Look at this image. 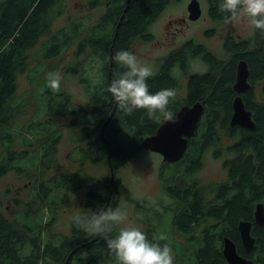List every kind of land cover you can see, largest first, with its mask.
<instances>
[{"label":"trees","instance_id":"16d2710c","mask_svg":"<svg viewBox=\"0 0 264 264\" xmlns=\"http://www.w3.org/2000/svg\"><path fill=\"white\" fill-rule=\"evenodd\" d=\"M62 1L0 0V178L8 171L21 173L38 168L43 172L56 164L60 133L39 121L38 118L45 115L70 117V139L79 152L74 159L78 170H56L34 184L29 199L22 203L14 200L17 206L20 203L22 210L13 220L0 211V264H119L103 235L78 230L73 218L67 223L66 233L53 229V222L58 220L59 208L68 202L70 194L85 186L87 211L79 212L78 216H91L107 203L106 209H117L118 198L114 199L112 189L120 182L119 170L146 151L142 147L144 138L154 134L165 121L163 117L150 119L144 110H135L129 115L119 108L107 88L126 70L112 59L115 53L129 51L136 38L150 42L153 38L151 23L172 0H129V3L127 0H89V8L104 6V12L88 33L84 31L83 18L53 33L51 23L64 11ZM221 2L208 0L209 11L224 20V14L219 11ZM41 37H46L40 50L43 59L61 56L74 42L77 45L75 56L86 54L85 61L74 60L68 71L73 76L78 75L88 97L86 104L77 102L61 85L60 91L54 93L46 81L33 95L37 109L26 133L19 135L24 149H17L15 133L7 127L26 104L12 101L16 75L25 71L26 53ZM223 50V59L217 60L203 45L187 42L182 48L171 51L147 80L151 93L164 88L176 90V99L169 105L175 118L182 106L195 103L203 106L195 133L188 139L182 157L176 162L163 161L160 168L163 190L173 201L184 205L183 210L173 216L174 226L181 236H187L199 223L210 221L199 231L197 241L188 240L192 247L188 253L190 264H227L222 254L224 237L230 238L242 255H249L239 244L237 224L240 220L253 222L256 204L264 205V38L257 30L253 31L251 40L226 38ZM91 57L94 65H90ZM197 58L206 70L188 75L186 92L181 95L179 75H187L191 62ZM241 60L247 64L251 87L237 93L233 84ZM88 71L93 78L96 76L95 84L93 78L88 77ZM237 95L251 111L253 130L230 125L232 101ZM27 133H32V137ZM220 133L232 142L225 147L228 154L223 159L226 178L207 186L210 197L199 189L195 180L188 179L183 186L168 184L169 174L171 177L189 176L198 169L208 149L218 147L217 155ZM88 162L104 163L108 174L89 176L84 170ZM111 172L114 174L112 186ZM143 206L138 205L137 211L153 212V203ZM153 233L147 229L144 234L150 242L156 243ZM117 235L114 226L110 236ZM251 235L256 239L255 251L264 256V226L253 223Z\"/></svg>","mask_w":264,"mask_h":264},{"label":"rangeland","instance_id":"374dc122","mask_svg":"<svg viewBox=\"0 0 264 264\" xmlns=\"http://www.w3.org/2000/svg\"><path fill=\"white\" fill-rule=\"evenodd\" d=\"M88 1L63 0L64 11L60 16L53 19L50 31L55 33L60 28L68 26L70 22L79 21L80 18H83L86 26L84 31L88 33L90 28H93L97 24L99 17L104 12V6L89 8L87 5ZM190 1L172 0L156 22L151 24L150 30L155 34V42H146L136 38L131 44L129 52L133 53L132 50H134L135 54H133L137 56L138 60L142 64L150 66L153 72L156 71L162 57L171 48L181 44L189 37L204 40L205 42L207 40L206 44L208 43L211 49L221 53V41L219 37H222L226 31L234 27L238 34L240 33L242 36H246V38L250 34V25L246 21L230 24L222 23L218 26L220 35L208 40L209 38L204 37L203 31L207 27V22L210 21L206 14V5L203 6V4L201 5L202 16L200 18L195 21L187 20L181 27L180 23L176 24L173 22V26L169 28L167 26L168 20H175L182 16ZM200 2L203 1L200 0ZM167 30L173 31V35L167 34ZM45 38L41 37L37 44L27 51L25 71L16 75V92L12 101H25L26 104L21 109V113L7 127L15 133V148L17 149H24L19 135L26 133L25 129L36 112L37 107L34 105L33 95L36 93L38 87L46 83L48 73L58 72L60 74L62 89L70 92L75 101L84 104L87 101L88 92L79 82L78 75L73 76L68 71L69 64L74 60L85 61L86 54L80 57L75 56L77 45L74 42L61 56L51 60L43 59L40 50ZM242 38L245 39V37ZM91 60L92 57L89 60L90 65H94ZM203 65L201 61L196 59L191 62L190 70L200 72L199 70L203 69ZM90 71H88V77L93 78ZM95 77L93 78V84H95ZM181 83L184 85L182 78ZM37 93H39V90ZM180 93L183 95V88L180 90ZM38 119L42 124L50 126L51 131L60 133L58 143L56 144V164L51 165L50 168L43 170V172L39 171L40 169L38 168L21 173L12 170L0 178V211L12 220L22 210V208H19L20 203L29 199L33 186L37 181L48 178L56 170L76 171L79 168L78 163L74 160L79 156V152L76 144L70 139V133H72V128L69 127L70 117H57L54 114H50ZM27 134L29 137H32V133ZM218 142L220 149L217 155H215V150L218 147L208 149L203 154L202 164L198 169L189 176L178 174L175 177H171L169 174V178L167 179L168 184L183 186L188 179L195 180L199 183V189L205 192L207 197H210L211 195L208 194L207 186L223 181L226 178V171L222 164L223 159L228 157L225 147L232 141L226 139L220 133ZM162 163V157L159 154L142 151L119 170L117 176L120 177V182L115 189L113 187L112 194L114 199L118 198L116 199L118 201V208L127 212L128 219L116 225L117 232L119 233L122 228L129 226L137 227L143 233L147 229L153 230V237L160 235L166 237L164 240H159L158 243L161 246L168 244L173 249L175 264H190L188 253L192 247L190 248L188 240L191 238L193 241H197L199 239V231L210 221L206 220L199 223L187 236H181L174 226L173 216H176L178 212L183 210L184 205L173 201L163 190V180L160 177ZM165 169L168 172L171 171L167 166ZM84 170L89 176L93 177H101L108 174V167L104 163L92 164L88 162L84 165ZM86 188L85 186L70 194L68 202L59 208V218L53 222V229L66 233L68 221L78 216L79 212L87 211L84 205ZM15 199L20 201L19 206L16 205ZM151 203L154 205L153 212L149 210L143 212L137 211L138 205L143 204L146 207Z\"/></svg>","mask_w":264,"mask_h":264},{"label":"clouds","instance_id":"9594fccd","mask_svg":"<svg viewBox=\"0 0 264 264\" xmlns=\"http://www.w3.org/2000/svg\"><path fill=\"white\" fill-rule=\"evenodd\" d=\"M219 11L224 14L225 24L246 21L264 38V0H222ZM112 59L126 69L107 88L121 110L129 115L135 110H144L150 119L163 117L164 120L175 121V114L169 108L177 96L174 88L151 93L147 80L154 75L152 68L142 64L129 51H117ZM60 83L58 72L47 74V87L54 93L60 91ZM73 219L78 230L103 235L109 251L119 264H175L173 249L168 244L161 246L158 242H150L137 227H125L119 235L110 236L114 226L128 219L127 212L120 208L101 209L91 216H76ZM153 239L159 241L166 237L160 235Z\"/></svg>","mask_w":264,"mask_h":264},{"label":"water","instance_id":"95a60500","mask_svg":"<svg viewBox=\"0 0 264 264\" xmlns=\"http://www.w3.org/2000/svg\"><path fill=\"white\" fill-rule=\"evenodd\" d=\"M127 3H129V0H127ZM187 11L188 18L196 20L201 14L198 0H191L187 6ZM122 17L123 14L121 15ZM247 77V64L241 60L236 68V78L233 84L235 92L242 93L251 87ZM232 110L230 117L231 126H239L248 130L254 129L251 111L245 108L239 95L235 96L232 101ZM202 112L203 106L200 103H195L192 106H182L176 114L175 121L165 120L158 126L154 134L144 138L142 142L143 149L159 154L162 157V161H178L186 150L188 139L195 133ZM113 178L114 174L111 172V186L113 185ZM107 204L103 209H106ZM254 221L258 226H264V205L262 203H258L255 206ZM251 227L252 223L250 221L240 220L237 224L241 243L247 251L252 250L255 244V238L251 235ZM222 254L227 264H251L250 260L237 254L234 242L228 237H224L222 240Z\"/></svg>","mask_w":264,"mask_h":264},{"label":"flooded vegetation","instance_id":"af4514ba","mask_svg":"<svg viewBox=\"0 0 264 264\" xmlns=\"http://www.w3.org/2000/svg\"><path fill=\"white\" fill-rule=\"evenodd\" d=\"M199 1V4H200V7H201V5L203 4V6H205L206 5V8H207V10H206V14H207V17L209 18V21L210 22H207V27L204 29V31H203V35H204V37L205 38H209L208 40H210V39H213V38H215V36H217V35H220V32H219V25H221L222 23H224V20H221V19H219V18H216V17H214V16H212L211 15V13H210V11H209V3H208V0H202L203 2H200V0H198ZM185 13H183V15L182 16H180V17H178V19H175V20H168V23H167V26H169V28L171 27V26H173V22H175L176 24L177 23H180V27L182 26V25H184L185 23H186V21L187 20H191V19H189L188 18V11H187V9H186V11H184ZM163 13V11L161 12V14ZM161 14L152 22L153 24L156 22V20L161 16ZM202 16V7H201V14H200V16L198 17V18H200ZM197 18V19H198ZM196 19V20H197ZM191 21H195V20H191ZM151 23V24H152ZM151 26V25H150ZM233 27V26H232ZM250 29H251V32H250V34H248V36H247V38H246V36H242L240 33L238 34L236 31H235V28L233 27V28H231V30H229V31H226V33L224 34V35H222V37L220 36L219 38H220V41H221V53H219V52H215L213 49H211V47H209V45H208V43L206 44V42H207V40H206V42L204 41V40H198V39H195V38H193V37H189V38H187V39H185L181 44H178V45H175V47L174 48H171L167 53H166V55H164L163 57H162V59H161V61H160V63L158 64V67L162 64V62L164 61V59H166V57L171 53V51H174V50H178V49H180V48H182L183 47V45L184 44H186L187 42H190V41H192L193 43H195V44H200V45H203V47L205 48V50H206V52H208L210 55H213V57L215 58V59H217V60H222L223 59V55H224V50H223V43H224V41H225V39L226 38H230V39H232V40H235V41H237V40H244V38H242V37H245V39L246 40H251V36L253 35V31H254V29L250 26ZM175 30H177V29H175ZM174 30V31H175ZM150 32H151V34H152V36H153V38H152V40H150V42H155L156 40V38H155V34H154V32H152L151 30H150ZM173 31H169V30H167V34H169V35H173V33H172ZM138 39H141V38H138ZM132 52L135 54V51L134 50H132ZM197 60H199V61H201L199 58H197ZM216 60V61H217ZM201 63L203 64V62L201 61ZM157 67V68H158ZM156 68V69H157ZM206 70V66L205 65H203V69L202 70H199L200 72H204ZM194 71H191L190 70V68H189V70H187V75H179V76H181V78L183 79V81H184V85H182V83H181V89L183 88L184 89V93L183 94H185V92H186V81H187V77H188V75H190V74H192ZM195 72H198V71H195ZM256 91L258 90V89H255ZM223 165V164H222ZM224 167V166H223ZM225 171H226V169H225ZM252 223V226H253V223L256 225V226H258L256 223H255V221L253 220V222H251ZM258 227H261V226H258ZM252 228V227H251ZM240 238V237H239ZM235 244V243H234ZM239 244H240V246L243 248V251H245L246 253H248L249 255H246V256H244V255H242L239 251H238V249H237V245L235 244V247H236V252H237V254H239L241 257H243V258H246L247 260H250L251 261V264H254L255 263V261L257 260L258 261V264H261L262 262H263V264H264V260L262 261L261 259H263L264 258V256H262V255H259V253L257 252V251H255V245H256V239H255V244H254V248L252 249V250H250V251H247L244 247H243V245H242V243H241V240H239ZM262 256V257H261ZM261 257V258H260ZM258 258H260V260L258 259Z\"/></svg>","mask_w":264,"mask_h":264}]
</instances>
